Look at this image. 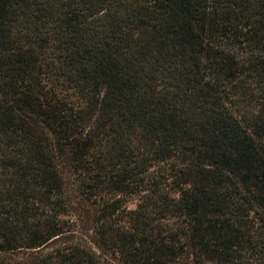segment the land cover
<instances>
[{
	"label": "trees",
	"instance_id": "obj_1",
	"mask_svg": "<svg viewBox=\"0 0 264 264\" xmlns=\"http://www.w3.org/2000/svg\"><path fill=\"white\" fill-rule=\"evenodd\" d=\"M0 264H264V0H0Z\"/></svg>",
	"mask_w": 264,
	"mask_h": 264
}]
</instances>
